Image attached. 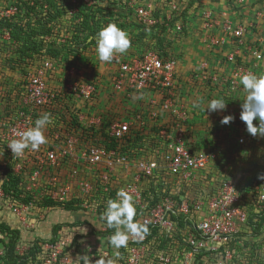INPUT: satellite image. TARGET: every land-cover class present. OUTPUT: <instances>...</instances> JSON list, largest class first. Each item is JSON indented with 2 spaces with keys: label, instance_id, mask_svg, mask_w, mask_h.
I'll return each instance as SVG.
<instances>
[{
  "label": "built area",
  "instance_id": "2783aa9c",
  "mask_svg": "<svg viewBox=\"0 0 264 264\" xmlns=\"http://www.w3.org/2000/svg\"><path fill=\"white\" fill-rule=\"evenodd\" d=\"M171 1L176 2L169 15H165L167 20L176 17L172 10L181 4H193L192 0ZM230 1L240 6L249 2ZM255 2L253 14L256 18L264 17V0ZM25 3L36 6L31 0H12L0 10V207L14 215L21 228L33 231L43 215L38 205L42 199H73L80 207V218L91 214L96 220L103 196L115 192L116 198L117 191L123 189L133 197L135 220L147 225L149 232L143 239L129 234L128 246L118 250V264H264V241L258 243L251 255L237 254L240 239L249 237L253 242L256 235H252L236 179L215 168L218 153L229 143H253L258 136L243 133L232 138L230 130L220 132L226 136L224 144L214 133L213 141L219 142L216 148H212L210 139L197 145L193 139L202 131L191 121L183 92L184 85L207 86L213 99L215 90L225 84L231 90L238 89L243 74H256L253 66L237 58L247 45L245 37L254 33L256 22L239 23L230 15L205 6L195 12L201 42L209 52L226 44L232 46L221 58L229 66L227 76L222 75L220 65L218 69L212 60L203 58L182 77L177 69L180 59L174 50L162 57L155 50L143 48L137 54L117 55L112 67L101 62L105 76H94L103 82L102 88H98L86 79V70L79 65L84 61L92 72V62L98 58L72 61L41 55L17 69L19 74L15 78L6 74L11 69L7 68L5 58L16 42L3 23L24 16L25 10L20 7ZM69 3L67 12L73 9L70 13L76 14L77 4L90 6L93 1ZM40 5L48 8L44 3ZM147 9H135L138 22L146 26L161 24L162 18H155ZM189 20H174L170 24L172 34H184ZM50 39L44 38L45 44ZM257 43L260 48L246 47L256 60H261V37ZM90 47L96 50V45ZM102 96L112 98L114 103L106 107L101 103ZM127 103L131 105L128 107ZM46 113L51 117L44 130L48 143L36 152L25 150L22 157L13 155L9 143ZM209 127L216 128L212 124ZM110 141L116 145L108 147ZM10 174L19 176L18 199L13 196V189L5 190L14 179ZM145 197L157 199L149 205ZM255 198L252 212L262 213L264 183ZM178 217L187 220L183 228L178 227ZM255 221H262L264 236V216L262 220L254 217L252 223ZM86 240L78 237L73 242V233L58 232L54 241L38 243L29 260L31 264H79V256L87 255L90 264H98L117 251ZM25 248L27 245H18V253L22 254Z\"/></svg>",
  "mask_w": 264,
  "mask_h": 264
},
{
  "label": "trees",
  "instance_id": "16d2710c",
  "mask_svg": "<svg viewBox=\"0 0 264 264\" xmlns=\"http://www.w3.org/2000/svg\"><path fill=\"white\" fill-rule=\"evenodd\" d=\"M103 1V0H102ZM196 2V0H192V2ZM61 7L54 9H48L45 11H39L36 6H30L28 3L24 4V7H20L25 10L24 16L19 15L18 19L16 21H5L3 24L6 26L9 31L11 37L15 40L16 46L10 51V53L7 55L8 57L5 58L6 60V66L8 69L17 70L19 68H24L28 62L29 59H40L41 55L53 57L57 60L61 59H68L71 57V60L73 59H79V60H91L97 58L96 50H93L90 46L96 45V34L101 29L100 23L102 20L100 17L103 15H99L101 12H103L104 8L107 9L108 17H111V15L117 10L115 7H113L112 2H109L106 0V4L103 5L101 2H96L90 6L77 4L78 11L76 14L71 16V19L79 18V23H75L72 28H70L71 31H69L70 35L68 39V42L66 43H58L57 47L51 46L49 49L45 48V42L44 38H42L43 34H48V36H53L52 34L55 33L53 30V26L57 21L63 17L64 13L67 12L70 3L69 0H61ZM50 4V3H49ZM55 4V3H54ZM202 7V5L200 6ZM199 7V8H200ZM198 8V9H199ZM109 9V10H108ZM115 9V10H114ZM197 9V10H198ZM196 10V11H197ZM119 14V13H118ZM122 14V13H121ZM120 15V14H119ZM75 16V17H74ZM195 17H198L197 13L194 15ZM112 18V17H111ZM177 19V16L174 17L171 20H167L166 16H162V21L170 22V24L173 23L174 20ZM109 21L108 23H110ZM140 24V23H139ZM141 25V24H140ZM159 25V24H157ZM157 25L150 26L151 29H156ZM37 26V27H36ZM86 29L88 30L86 32ZM185 33L180 34H172V40L174 39H180L181 36H184ZM44 37V36H43ZM174 38V39H173ZM57 42V41H56ZM157 44V42H156ZM48 46V45H46ZM60 46V47H59ZM164 46V45H163ZM158 44V47L155 49V47H151L150 49L155 50L159 56L167 57L172 54V50L174 49L170 44L168 46H164ZM65 47L68 48L69 52H72L74 55L66 56L67 50ZM173 48V49H172ZM96 49V47H95ZM149 49V48H148ZM93 53V57H92ZM76 57V58H75ZM72 60V61H73ZM97 59V62H92V72H89L87 69V66L85 65L84 61H80L79 65L83 67L86 70V79H89V81L97 84L98 88H102L103 82H101L99 79H95L94 76H102L103 78V64ZM94 63V64H93ZM89 74V76H87ZM253 124H255L253 122ZM207 127V131L209 132L210 127ZM212 128V127H211ZM216 135H220L218 131L215 132ZM221 136V135H220ZM219 142L221 141V138ZM226 137V136H224ZM139 139L140 136H137ZM218 141V140H217ZM217 141H210L212 148H216L217 145H219V142ZM108 147H114L116 144L113 141H110L107 143ZM256 157V155L264 156V138H258L254 140L253 143L248 144H242L238 145L236 142L229 143L226 147L222 149L218 153V158L215 160V168L218 170L217 172L222 173L218 167V165L221 163V160L227 163L229 165V169L225 170L226 177H231L235 173L239 175V178L236 180V183L242 184L246 183L247 186L245 187H239L237 184V187L240 191V195L242 198V203L246 207L248 212V222L251 224L253 235H256V244L261 243L264 241V236L262 233V221H255L252 223V219L254 217H257L258 219L262 220L264 216V210L262 213H253L252 208L254 206V202L256 200V194L259 191V188L261 187V184L264 183V180L259 179L258 177L261 175H264V167L259 171H250V167L254 166V163L246 164L247 159L250 158L252 155ZM245 160V161H244ZM259 160L253 159L251 162H257ZM244 162V163H242ZM226 164V165H227ZM14 179L10 182L9 187L5 188L6 191H9V189H13V196L18 199V194L21 192L20 188H17V183L19 176L11 175ZM245 180V181H244ZM200 186V184H199ZM109 198L115 199V192H112L110 195L103 196V202L98 204L97 208V223H99L98 228L92 229V232L95 234L94 236H97L100 241L107 240V247L111 249L112 247L108 243V238L111 236L113 229H108L106 224L100 219L101 214L104 212L106 208V202ZM26 198H23L22 200H25ZM156 197L154 200H149L147 197H145V200L149 203V205H153L156 201ZM38 205L41 207V213L45 216L48 212L51 210L56 212L57 216H63V218H57V221L53 222V224L50 227V235L49 236H43L41 234H38L34 230L31 234H28L26 238H23V234L21 233L23 229L16 226V220L15 216L11 213L7 216H3L1 214L0 216V242L2 243V246L0 250L3 251L2 254H0V264H31V261L29 260V257L34 256L36 250L38 249V243L43 242L45 240L54 241V239L58 236V231L60 229H65L66 234H72L71 229L76 227L79 228L81 226L86 225H93L87 222V218L90 216H82L78 219L71 218L67 219V215L73 216L76 212L80 209L79 205L73 200L69 199L63 202H56V201H50L42 199L39 201ZM248 207V208H247ZM1 208V207H0ZM12 219V220H11ZM178 227L183 228L185 223H187V220L178 217ZM41 221V219L38 220ZM100 222H103L101 224ZM38 225V224H37ZM39 226V225H38ZM36 226V227H38ZM102 226H104V229H102ZM35 227V229H36ZM88 227V226H86ZM260 235V237H259ZM87 232H84L83 230H78L74 232L73 234V242H76L78 237L86 238L88 239L89 236H87ZM150 235H148V239H150ZM90 242V241H88ZM164 242L162 241L159 246H161ZM246 243V242H245ZM20 244H27V248L24 249L22 254L18 253L17 246ZM121 250V249H120Z\"/></svg>",
  "mask_w": 264,
  "mask_h": 264
},
{
  "label": "clouds",
  "instance_id": "9594fccd",
  "mask_svg": "<svg viewBox=\"0 0 264 264\" xmlns=\"http://www.w3.org/2000/svg\"><path fill=\"white\" fill-rule=\"evenodd\" d=\"M95 40L97 58L102 63H111L117 55H125L132 46L128 33L115 23L103 26L96 34ZM240 84L246 94L241 104L240 119L246 125L247 133L254 137H264V75L245 73L240 77ZM195 106L202 107L199 103ZM226 106L223 98H213L203 106V111L208 113L224 111ZM233 119L232 115H227L221 119V123L228 125ZM254 120L259 122L258 126L253 124ZM50 123L51 117L46 113L35 120L34 126L17 133L18 139L12 140L8 145L12 154L22 157L25 150L39 151L42 145L48 143L44 130ZM258 178L264 180V175ZM106 205L100 219L108 229L114 230L108 238V243L117 251L113 257L100 259L98 264H118L120 258L118 250L128 246L129 234L143 239L149 229L147 225L135 220L137 216L135 203L133 197L125 190H118L116 198H109ZM79 264H90L89 256H79Z\"/></svg>",
  "mask_w": 264,
  "mask_h": 264
},
{
  "label": "crops",
  "instance_id": "0c3cea01",
  "mask_svg": "<svg viewBox=\"0 0 264 264\" xmlns=\"http://www.w3.org/2000/svg\"><path fill=\"white\" fill-rule=\"evenodd\" d=\"M205 1V0H204ZM217 5L218 12H224L227 15H230L234 21H237L239 23L246 24L250 21L256 22V27L254 28V33L250 34L249 36L245 37L246 46H256L260 48V46L257 43V40L259 37L262 38L263 44L261 45L262 54L263 57L261 60H256L255 57L248 51V47L244 46V48H241V51L238 54L239 61L245 63L248 66H253L254 70H256L257 75H264V17L262 18H256L253 14V9L257 5L255 0H249L248 4L240 6V5H234L230 0H214V4ZM211 6V5H210ZM209 6V7H210ZM227 6V7H225ZM201 27L199 24L198 17H190L189 22L187 23V30L185 31L184 38L182 40L183 44L179 45V49L182 52V58L179 60L178 64V72L180 76L184 77L188 71L191 69H194L203 58H208L211 61L212 65H216L214 67H218L220 65L222 75H228L229 74V66L227 63H223L221 58L223 53L228 52L232 46L230 44H226L224 47H219L213 50L212 52H209V49L203 45L201 42ZM185 41V43H184ZM180 41H178V44ZM130 54V53H129ZM220 63V64H219ZM104 64V63H103ZM110 67L111 63L109 64ZM105 76V75H103ZM228 84H225V86H222L220 90H215V97L214 98H223L225 103H227L226 109L224 111H217L213 113H208L207 111H203V106H206V103L211 100L213 97L211 92L207 91V86L204 88H198L194 86L186 85L183 86V92H184V100L185 105L187 107V110L190 112L191 121L193 124L199 125L197 126L198 131H202L203 128H207L206 126L216 127V131L220 134H225L227 131H229L228 125H224L221 123V119L224 116L232 115L234 117L233 121L230 123V125L236 128H239L240 123L236 120H241L240 113L242 111L241 104L245 98V92L242 90V85H239L238 89H229ZM211 96V97H210ZM103 101L101 103L103 105H108L114 103L113 99L110 97L102 96ZM107 99V100H105ZM135 106L137 103L131 102ZM131 103H127V106L129 107ZM199 103L202 105V107H196L195 105ZM120 111L119 109L117 110ZM125 113V112H123ZM166 119V118H163ZM242 122V121H241ZM254 122V121H253ZM256 122V123H255ZM254 125H258L259 122L255 121ZM244 123V122H242ZM227 130V131H224ZM226 140V137L222 136L221 144H224V141ZM257 156V155H256ZM55 213V214H54ZM1 214L4 216H7L10 214V212L6 209L0 208V216ZM54 214V215H53ZM60 216H57L56 212L50 211L47 213V215H42L41 221H39L38 227H36L35 231L38 232V234H41L43 236H49L50 235V227L53 224V222L57 221V218H63L61 214ZM54 217L52 221H49V217ZM68 219V218H67ZM12 220V219H11ZM16 220V226L20 227V223ZM23 229V228H21ZM71 230H77L76 227L72 228ZM64 229H60L58 232H61L63 235H68L64 232ZM33 231H27L25 229L22 230L23 238H26L28 234H31ZM72 232V231H71ZM74 234V232H72ZM71 235V234H69ZM91 236V235H89ZM94 238H89L92 240H99L97 236ZM100 241V240H99ZM107 240L103 241V245H107ZM27 245V244H24Z\"/></svg>",
  "mask_w": 264,
  "mask_h": 264
},
{
  "label": "rangeland",
  "instance_id": "374dc122",
  "mask_svg": "<svg viewBox=\"0 0 264 264\" xmlns=\"http://www.w3.org/2000/svg\"><path fill=\"white\" fill-rule=\"evenodd\" d=\"M31 1L34 2L36 5H38L37 9L39 11L40 10L45 11V9H43V7H41V5H40L43 3L47 5L48 9H50V8L54 9V7L55 8L61 7V2H60L61 0H31ZM92 1H93V4L96 2H101V4L103 3V5L106 4V0H103V1L102 0H92ZM107 1L113 3L110 5H113V7H115L117 12L113 13L111 15V17H112L111 18V17L107 16L108 15L107 9L104 8L103 12H101L99 14L100 16L103 15L100 18L104 19V20H102V22L100 23L99 26H100V28H102L103 26L109 24L108 23L109 21H111L110 23H115L121 29L125 30L128 33L129 38L131 39V43H132V46L127 51V54H129V53L137 54L138 53L137 51H139L140 49H143V48H149L150 49L151 47L154 46L156 49L158 47V44L162 45V46L163 45L168 46V44L171 43L172 47L174 48V49L173 48L172 49L175 51V54L178 55V58L181 59L183 57L182 52L179 49V45L183 44L182 40H183L184 36H182L180 39H174L173 38L174 40H172V38H171L172 37V28H171L170 22L165 23V21L163 20L161 24L157 25L156 29H154V28L151 29V28H149L150 26H146V25H142V24L140 25L137 18H136V15H135V9L142 6V7H147L148 8L147 10L151 11V13L153 14V16L155 18H158V17L162 18L163 15H169L168 11L176 1L174 3L171 0H107ZM11 2H12V0H0V10H1V8H4L6 5H8ZM201 5H202V7H200ZM203 6H205V7L210 6V8H212V9H217V5H216V3L214 4V0H205V1L204 0H196V2L194 1L191 6L189 5V3L187 5L185 3L181 4L180 8H178L177 10H174V9L172 10V14L173 15L175 14L177 16V18L179 19V21L184 23L187 21L188 18L195 15V12H197L196 10L199 7H200V9H202ZM225 7H227V6H225ZM48 9H46V10H48ZM71 11H73V9H71V10L69 9V12L64 13V15H62L63 17H61V19L59 21H57L54 25L52 24L53 30L54 31L56 30L55 35H53V34H52L53 36H48V34L42 35V38L51 37V39L49 41H47L48 42L47 44L49 46H46L47 45L46 44L45 48L49 49L52 45L57 47V45H59L58 44L59 42L62 43L61 41H65L64 43L68 42V39H70L69 38V35H70L69 31H71L70 28H72V26L75 23L77 24L80 21V19L76 18L75 16H74L75 17L74 19H71V16L74 15V12L70 13ZM214 11L218 12L217 10H214ZM220 14L221 13H219V15ZM185 17H187V19ZM87 31L88 30L86 29V32ZM178 41H180L179 44H178ZM156 42H157V44H156ZM184 43H185V41H184ZM65 48L67 49V50H64L67 53L66 56L67 55L68 56L74 55L72 52H69L67 47H65ZM69 58H71V57H69ZM6 74H9L15 78L19 74V71L11 69V70H8L6 72ZM236 121H238L241 125V126H239V128H236V130H235L234 126L228 124L229 131L231 130L229 132V134L231 135L232 138L234 137V135L239 136V135H242L243 133H247L246 125L244 123H242L241 120L240 121L236 120ZM254 122H255V120H254ZM224 131H227V130H224ZM215 132H216V129H211V130H209V132H205L204 130H202V135L197 136L193 140L197 145H203L205 140L210 139V141H213V137L215 136V134H214ZM218 136H220V135H218ZM220 137H222V134ZM259 138H262V137L259 136ZM253 159L259 160L258 163L257 162H251ZM227 163H230V162L229 161L225 162V161L221 160V163L218 165L217 168H219L220 171L225 172L226 169L228 170L230 168ZM242 163H244V162H242ZM250 163H254V165H255V167L254 166L250 167V171H255V169H256V172H259L264 167V156L258 155L255 157L254 155H252L250 158L247 159V162H246V164H250ZM227 170H226V172H227ZM231 178L234 180L235 179L237 180L239 178V175L235 173L233 176H231ZM238 185H239V187L247 186L246 183H242V184H238ZM79 216H81V214L77 213V212L75 215L73 214V216H72V214L67 215L68 219H70V220H71V218L78 219ZM53 218L54 217L51 216L48 218V220L52 221ZM93 218H94V216H92L91 214H90V217L87 218V222L90 224H93V225H90V226L86 225L88 227L81 226L77 229L83 230L84 232H87V236L91 235V236H89V238L96 239V237L94 236L95 234L92 232V229L98 228L99 223H97L98 222L97 219L95 220ZM71 231L76 232L77 230H71ZM252 233H253V231H252ZM89 238L86 241H90V242L95 241V240H92ZM103 244H104L103 241L97 240L95 242V245H99V246L101 245V246L107 247V245H103ZM1 246H2V243L0 242V248H1ZM256 246H257L256 242H254V241L252 242L249 239V237H247V239H240V242H239L238 247H237V254H239V256H242V257H246L248 255H251L252 253H254ZM111 249L113 251L115 250L113 248H111Z\"/></svg>",
  "mask_w": 264,
  "mask_h": 264
}]
</instances>
